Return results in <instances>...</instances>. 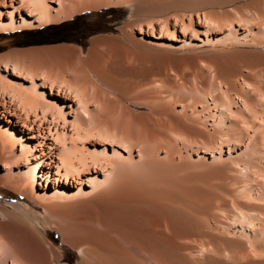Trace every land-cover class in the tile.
<instances>
[{"label":"bare ground","instance_id":"obj_1","mask_svg":"<svg viewBox=\"0 0 264 264\" xmlns=\"http://www.w3.org/2000/svg\"><path fill=\"white\" fill-rule=\"evenodd\" d=\"M146 1L148 0H22L21 3L28 8L26 12L29 18L20 17L16 26L11 20L9 28H39L58 24L78 13L127 2H133V19L120 28V36L94 38L84 58L81 57L78 48L68 45L15 51L14 53L34 54L22 57L19 54V60L11 57L9 53L1 55V93L19 101L23 109L28 107L35 116L38 117L41 113L44 120L49 111L56 110L58 112L56 115L62 118L65 128L66 114L63 108L68 106L49 98L42 90L49 88L52 93V86L58 79L61 85H57V93L59 91L61 93L62 88L67 86V90L81 110L85 112L90 101L96 104L98 106L96 109L99 110V104L101 106L107 104L109 97V92L105 88L110 89L114 86L113 83H116L112 67H105L99 59L101 51L105 48L106 51H118L123 54L127 61H132L130 67L133 68L137 65L135 62L149 61L148 66L146 64L142 67L139 73H135L134 70L126 73L132 80L137 78L145 86L141 87L143 89L138 87L142 91L140 95V90L138 91V98L136 96L137 100H133V104L146 106L155 113L156 109H159L154 104L158 97L157 90H153L155 87L151 89L150 84L152 78H158V44L144 41L143 38H134L126 28L136 26L141 30V22H146L147 27L151 28L150 36L156 38L152 26L155 20H159L158 13L162 16L181 11L182 17L187 14L188 22L185 23L184 17L175 16L174 22L180 28L183 37L176 41L180 46L175 47V44L168 43L159 49L179 58L187 57L191 65L194 58L215 63L216 76L221 78V85L215 87L220 94V100L218 102L211 99L214 111L211 117L217 127L214 135L217 137V149L221 158L218 170L220 182L216 183V186L206 182L208 186L206 193L204 192L205 202L203 205L200 203L199 208L195 206V209L191 204L192 208H186L176 200L178 195H175L181 192L176 193L175 190L179 188L175 181L177 188L172 185L175 190L171 186L173 191L168 187V196L170 191L176 193H173L172 198L165 197V192L163 195L165 198H160L158 185L146 190L145 180H150L155 167H158L155 165L158 163L156 153L159 145L167 146L168 142L169 146L173 138L168 137L170 141H167L165 137L163 140L161 136L158 137V132L154 130V126L156 128L158 125L156 121L155 123L151 121L152 125L154 123L152 128L145 129L139 126L137 119H133L136 125L132 120L131 122L128 119L130 121L128 122L126 118L134 116L132 113L122 117L123 120L126 119L128 126L132 125L131 127L138 133L128 132L131 139L128 137L126 139L129 145L124 142L125 149L118 150L120 147L118 146L117 149L113 148L111 154L106 148L93 151L97 158L92 159V155L89 154L91 155V158L88 157L89 160L92 159L90 161L79 152L80 158L77 159L80 166L77 167L72 160L80 149L76 151L77 146H71V150L68 147L62 150L65 157L63 154V158L61 157V167L65 169L61 177L66 179L65 185L56 178L52 188L45 185L40 189L42 185L39 178L50 181V172L44 171L48 164L36 154L37 149L30 147L29 141L26 142L29 136L23 140L22 131L0 121V166L5 167L4 173L0 174V186L9 188L27 200H32L44 212V216L39 217L21 204L7 208L0 199V264L59 262L62 258L61 251L50 243L46 228L58 231L62 243L79 253L80 260L77 264H264V0H174L173 4L165 0V6L163 9L160 8V12L159 6L155 5L156 2L153 3L155 6L150 4L147 6ZM53 2L57 3V8L49 5ZM192 16H195L197 23L192 21ZM153 19L155 20L152 21ZM176 24L173 25L171 35L175 33ZM253 24L260 27L256 29ZM233 25L236 28L232 27ZM162 27L166 28L167 23L164 22ZM223 27L227 28L225 29L227 34L224 38L214 41L218 34L223 33H220ZM216 30L220 32L217 33ZM199 33L205 37L203 41L197 39ZM194 40H198L200 44ZM246 40L252 41V44H248ZM30 57L31 63L25 64ZM233 61L237 64H233ZM10 72L19 78L29 76L30 85L10 77L8 75ZM38 76L39 80L53 79L55 83L52 80V86L38 85L35 82ZM232 78H235V82ZM181 79L186 81L184 75ZM79 82L90 86V89H86L82 84L75 85ZM135 83L133 80V84ZM97 85L101 88L99 89ZM139 98L144 101H139ZM120 111L123 112V109ZM122 112L123 115L125 112ZM51 113L52 120H56L55 114ZM89 113L86 111L85 115L89 116ZM122 117L120 115V119ZM74 123L78 124L74 125L75 131L76 128H83L81 121ZM70 124L69 126H72L73 123ZM131 127L130 130L134 132ZM171 128L174 131V127ZM173 131L171 134L175 136ZM189 131L193 138L205 136L203 132L194 128L191 130L189 128ZM74 135L77 136L76 132ZM56 138L59 141L63 136ZM61 140L63 142L65 138ZM24 142L26 143L23 144ZM14 146L21 147L20 155L15 153ZM224 151L227 152L226 157L223 156ZM30 156H34L31 157L33 162L29 161ZM19 159L23 161V170L16 165ZM11 168H17V172L14 173ZM81 177L88 180L89 190L84 189ZM70 178L73 181L69 183ZM165 182L167 185L160 190L168 191L165 187L172 183L170 179ZM186 184L192 186L193 183ZM196 185H193V189ZM36 186H39V189ZM188 200L191 202L193 199H187L186 202ZM190 205L186 203L187 207Z\"/></svg>","mask_w":264,"mask_h":264},{"label":"rangeland","instance_id":"obj_2","mask_svg":"<svg viewBox=\"0 0 264 264\" xmlns=\"http://www.w3.org/2000/svg\"><path fill=\"white\" fill-rule=\"evenodd\" d=\"M21 1L22 0H0V56L9 53V54H11V57H14L16 60L22 56H25V55H27V56L32 55L33 56L34 54L30 53V55H29V54H23V53H21V54L20 53H14L15 51L31 50L33 48H42V47H52L53 45H57V44H61V43L70 44V45L77 47L80 50L81 57L84 58V57H86V55L88 53V49L91 46L92 40L94 38L120 36V34H121L120 28L123 27L124 25H126L128 22H130L133 19V11H134L133 2H127V3H121L117 6L101 7V8L96 9V10H91V11L89 10L86 12L78 13L75 16H73L72 18H70L69 20L58 23V24L41 26L39 28H21V29H19V27L9 28L10 25H8V24L11 23L10 22L11 20L15 23L14 26H16L17 24H19L20 17L21 18L22 17L29 18V17H27L28 12H26L28 10V8H27V6L24 5V3H21ZM148 1H146L147 6H150V5L159 6L158 12L161 11L160 8L163 9V6H165V3H164L165 0H148ZM167 1L169 3L171 2L172 4L175 2L174 0H166L165 2H167ZM155 2H156V4L154 5L153 3H155ZM49 5L54 7V8L58 7L56 2L49 3ZM175 12L176 11H174L173 13L168 12L169 14H167V13H166V15L162 14V16H161V13L160 14L158 13V15H160V17L158 16L159 20H155V19L152 20V21L155 20L153 22L152 30L154 33L153 35L156 36V38H153L150 36L151 28H149V26L147 27L146 22H141V24H142L141 30L137 29L136 26H134V27L131 26V27L126 28V30L129 33H131L132 36H134V38H143L144 41H148V42L151 41V42H155L156 44H158V78H152L151 84H150L151 89H153V87H155V89H153V90H157L156 96H158L157 97L158 99L156 98V101L154 104L159 109L158 110L156 109L155 113H152L150 108H148L146 106H143V105L140 106V105H134L133 104V102H134L133 100H137V98H138V91L140 89H143L145 86H143L141 81H138L137 78H133L134 83L137 80V82L135 84H133L132 77L129 76L128 73H126V71L127 72L128 71L129 72L135 71V73H139L140 72L139 70H141L142 67H145L146 64L148 66L149 61L147 60L145 62H142V61L135 62L137 65L135 68H133L132 66L130 67V65L133 64L132 61L129 60L131 62V64H129L130 62L127 61L128 59L123 54H121L118 51L117 52L116 51H106L105 48H104V50L101 51V54H100L99 59H100L101 63L105 67H107V66H110V68L112 67L111 70L113 71L115 77L118 76V74L120 76L116 77L118 79H116L114 77V81L116 83H113V84H114L115 88H114V86L112 87L113 89L110 88L111 90L105 88V90L107 92H109L108 93L109 97L107 98V102H106L107 104H105L106 106L102 105L103 106L102 107L99 104V110H98V109H96V108H98V106L96 104L94 105L93 102H91V101L89 102V104L86 107V111L88 113L90 112L89 113L90 115L88 114L89 116H91L90 118H89V116L85 115L86 111L84 112L83 110H81V108H79L77 103L74 102L75 98H73L71 93L67 90L68 89L67 86H64L66 88H64V87L62 88L63 90L61 91V93H60V91L58 93L56 92L57 91L56 88H58V86L61 85V82L60 81L58 82V79L55 80L56 81V83H55L53 79H51V81L46 80V79H45V81L43 79L39 80L40 77L38 76L36 78L37 80H35V82L38 85H46V86L47 85L52 86V80L55 83V84L53 83L54 85L52 86V89H53L52 93L53 94L51 93L49 88H45L42 91H44L46 93V95H48L49 98L56 99L62 105L68 106V107L64 106V108H63V110L66 114V117H65L66 127L65 128L63 126L62 118H60L58 115H56V113H58L56 110L49 111L46 114V117L44 120V119H42L41 113L38 114V117L35 116V114L32 113V111L30 109H28V107L27 108L25 107L23 109V107L19 103V101H16V99H14L12 97L9 98V95H7L5 93H4V95H2L3 93H1L2 91L0 90V93H1L0 94V121L2 122V124H5V125L9 124L10 126L14 127L15 129L22 131L23 140H25V138L27 136H29V138L26 139V142L29 141L30 147L37 149L36 154H38L40 157H42L43 162L48 164L46 166V168H44V171L50 172V174H49L50 175V181L47 182L46 178H44V179L39 178L38 180H40V183L42 185V186H40V189H43L45 187V185L47 187L52 188L53 183L55 182L56 178L61 180L63 182L62 184L65 185L66 179L64 177H61L64 175V170H65L63 168V166L61 167V157L63 158V155H64L63 154L64 152H62V150L68 149V147L71 150L72 149L71 146H77L76 151L80 149V150H82V152L80 150L77 151L74 155V158L75 159H77V157L80 158L79 155H80V153H82L83 156L85 155L84 158H86V160H89L88 157H90L91 155H92V159L97 158L96 155H94L93 151H95V152L99 151V150L101 151V150H103V148H106L107 152H109L111 154V153H113V148L117 149L118 146H120L118 148V150L125 149L124 145L125 144L129 145L128 143H126L127 137H128V139H131V138H129L128 134L130 132L135 133V134L138 133V131H136L133 127H131L132 126L131 124H130L131 125L130 127L134 129V132L132 129L130 130V127L128 126L127 121L129 119L130 121L132 120L134 123V120L137 119L136 121H139L138 122V123H140L139 126L140 125L143 126L144 127V128L142 127L143 129L152 128V126H154V123L156 121V124H158V125L156 126V128L154 126V130L156 129L155 131L158 132V137L161 136L162 140L165 137V140H167V141H170L167 139L168 137L171 139L172 138L175 139V140L172 139L170 141L169 146H168V142L166 141L167 142L166 145L168 147L163 146V145L161 147V145H159V143H158L159 148H158V151L156 153V159L158 160V163L155 165L158 167L154 166L155 169H154V173L151 176V179L145 180L146 181L145 184H147L146 190L150 189L151 187H153L155 185H158V194H161L160 198H162V197L163 198H165V197H167V198L171 197L172 198L173 195L176 194L177 191H179L178 193L181 192V194H176L175 196H177V195H178V197L181 196L182 199L180 197L179 198L176 197V200L177 201L179 200V203L182 206L185 205L186 208H189V207L192 208V206H193L195 209V206L196 207L198 206L197 208H199V206H201L202 203L204 204L205 198H206V194H205L206 192L205 191H206V188L208 186V183H211L213 185L215 184V186H216L217 185L216 183L220 182L219 181L220 175H219L218 170H220L221 158L219 155L220 152L217 149V137H216V135H214V130H216L217 127L213 123V119L211 117V115L214 113V111H212V108H213L212 103L213 102L211 99H214L215 101H218V102L220 100L219 99L220 94L217 93V91L215 90L216 89L215 87L217 85H221L220 84L221 78H217V76H216L217 75V73H216L217 68L214 65L215 63L211 62L210 60H206V59L200 60L198 58L197 59L194 58V59H192L193 61H192V65H191L189 60L187 59V57H180L179 58L176 55L173 56L172 53H169L165 50L163 51L162 49H159V48L164 47L168 43L175 44V47L180 46V43H178L176 41H178V39H180V40L183 39V37L180 34V28L174 22V21H176L175 16H178L179 18L184 17L183 20L185 21L186 24L188 22V16L186 13H184V14H186V16L184 15L182 17L181 11H177L176 13ZM173 16H174V18H173ZM160 18H161V20H160ZM192 21L194 23H197V19L195 18V16H192ZM164 22L167 23L166 28L162 27ZM175 24H176L175 33H174V35H171V32L173 30V25H175ZM253 25L256 29L260 27L257 24H253ZM161 27H162V29H161ZM232 27L236 28L235 25H233ZM129 28H131L132 31L129 30ZM11 29H16V30L11 31ZM225 29H227V28L223 27V29H222L223 31L221 30V32H220V30H216V32L218 31L220 33H222V32L223 33L218 34L217 38H214V41L224 38V36L227 34V31H225ZM189 37L190 36H188V39H189ZM170 39H173V40H170ZM197 39H199L200 41H203L205 39V37L201 33H199ZM53 41H55V42L60 41V42L50 43ZM214 41H213V43H214ZM46 42H48V43H46ZM194 42H196L198 45L200 44V42H198V40H194ZM246 42L248 44H252V41H250V40H246ZM37 43H44V44L38 45ZM78 43H80V44H78ZM57 46H59V45H57ZM227 48H229V46ZM174 58H177L179 60L174 59ZM104 59H105V61H104ZM20 60L22 61V59H20ZM25 62H26L25 64H30L31 63V57L28 58ZM233 62H234L233 64H235V65L237 64V62L236 63H235V61H233ZM208 67L210 69L211 68L212 69L210 70ZM49 70H50V68H49ZM49 70H48V72H49ZM182 74L184 75V78H186V81H184V79H181V76H183ZM8 75H10V77H12V78H15L16 80L22 81L26 85H30L31 81L29 79L30 78L29 76H26V77L22 76L23 78L22 77L19 78L15 75L11 74V72ZM121 75H123V76H121ZM201 75H203V76H201ZM214 77H216V78H214ZM93 79H95L94 76H93ZM129 79H131V80L129 81ZM199 79H200V81H199ZM69 80H70V78L68 77V81ZM215 80H217V81H215ZM125 81L127 83H125ZM131 81H132V83H131ZM202 81H204V82H202ZM209 81L213 82L214 85H213V83H210V84H212V85H210L208 83ZM232 81L235 82V78H232ZM200 82H201V84H200ZM205 82H206V85H205ZM196 83H197V85H196ZM207 83L209 84V86ZM81 84L82 83H80V82H79V84L75 83V85H77V86H80ZM127 84H129V85H127ZM138 84L139 85L141 84V85L139 86ZM155 84H157V85H155ZM55 85H56V87H55ZM202 85H204V86H202ZM82 86L85 87L86 89H90V86L83 85V84H82ZM97 87H99V89L101 88L99 85H97ZM138 87L140 89H138ZM141 87H143V88H141ZM193 87H194V89H193ZM132 88L133 89L135 88V89L133 90ZM209 88H211V89L214 88V90H212L213 92ZM141 91L142 90H140L139 95H140ZM136 96H137V98H136ZM232 98H233V95H232ZM140 100L141 99L139 98V101ZM154 100H155V98H154ZM154 100H153V102H154ZM141 101H144V100H141ZM120 105H122V106H120ZM100 109H102V110H100ZM122 109H123V112H125L123 115L121 114L122 111H120ZM97 110L99 112H97ZM51 112H53V114H55L54 117H56L55 118L56 120H52L53 118H51V115H52ZM132 113L134 114V116L130 115ZM162 113H163V115H162ZM48 114H50V115H48ZM120 115H121V117L124 115H125L124 117H126V115H128V116L130 115V117H127L126 118L127 121H126V119L123 120L124 119L123 117L120 119ZM153 118H155V119H153ZM76 119H78V120H76ZM89 119L91 120V122H89ZM108 120H110V121H108ZM120 120H122V121H120ZM75 121H77V122L81 121L80 124H82V127H83V128H80L79 127L80 125L78 126L81 129L79 131L78 135H77V131L79 128L77 129L76 128L77 126H76L75 127L76 131L74 129V125L77 124V123H74ZM130 121H128V122H130ZM151 121L154 122L153 125H152ZM70 123L71 124L73 123L72 126H69ZM89 123H91V124H89ZM109 124L112 126H110ZM134 124L136 125V123H134ZM172 126L174 127L173 128L174 131L171 128ZM84 128L87 130H85ZM189 128H190V130L192 128L200 130L201 132H203L205 134V136L203 138H199V137L193 138V135H192V133H190ZM63 129H65V134H64L65 136L63 135ZM118 129H119V131H117ZM202 129H204V130H202ZM108 130H109V132L110 131L111 132L109 133ZM101 131H102V133L100 134ZM172 131L175 134V136H173V134H171ZM75 132H76V135L78 136V138H77V136L74 135ZM168 132H170V133H168ZM135 134H133V135L135 136ZM159 134H163V135H159ZM170 134H171V137H170ZM79 135H81L82 138ZM59 136H63V138H65V140L62 142L61 139H63V138H59ZM56 137H58L60 139L59 140L60 142L58 141V139ZM133 138H135V137H133ZM158 139H160V138H158ZM128 141H130V140H128ZM26 142H24L23 144H25ZM124 142H125V144H124ZM158 142H159V140H158ZM196 142H198V143H196ZM63 143L65 145H63ZM72 143H75V145H73ZM65 147H67V148H65ZM165 147H167L168 150L165 149ZM133 149H135V148H133ZM14 151L18 155H20V152H22L20 146H14ZM226 153L227 152H225V151L223 152L224 157H226V155H227ZM89 154H91V155L89 156ZM135 154H136V152H134V155ZM124 155H126V154L124 153ZM31 157H34V156H30L29 161L33 162V160H31ZM64 157H65V155H64ZM74 158H73L72 162L74 161V164L77 167L80 166V164L78 162L79 159H77V162H76V160ZM170 158H172V159H170ZM20 159H19V162L16 163V165H17V167L22 169L23 168V166H22L23 161ZM92 159H90V160H92ZM76 163H78V164H76ZM159 165H162V167ZM206 168H209V169H206ZM4 169H5V167L0 166V174L4 173V171H5ZM11 169L14 173L17 172V168H11ZM59 169H60V172H58ZM200 169H201V171H198ZM81 173H82V171H81ZM158 173H159V175H158ZM99 175H100V177H102L101 174H99ZM217 177H218V179H217ZM81 178H83L84 189L89 190L90 189L88 186L89 183L87 184L88 180L84 179V177H81ZM87 178H89V175ZM191 178H193V179H191ZM169 179L171 180L170 183H172V184L165 187V188H167L168 191H165V189L160 190L161 188H164V185H167L165 181H169ZM210 180L211 181L213 180V181L210 182ZM68 181L70 183V181L72 182L73 179L70 178V179H68ZM172 181L177 182V186H178L179 190L176 189L177 188V187H175L176 184H175V182L173 183ZM206 182H208V183H206ZM152 183L154 185H151ZM186 183H188V184L193 183V184H192V186L191 185L189 186ZM184 184L186 187L184 186ZM196 184L198 185L199 188L196 187L197 186ZM172 185L174 186V188L176 190L172 187ZM193 185H196L195 189H193L194 188ZM170 186L176 191V193L172 192L173 190L170 188ZM36 187H37V189H39V186H36ZM168 187H169V189L172 190V191H170L169 196H168V192H169ZM190 187H192V189H190ZM201 187H202V189H201ZM180 190H182V191H180ZM164 192L166 193L165 197L163 196V195H165ZM182 192H184L185 194L183 193V195H182ZM171 193H172V195H171ZM194 196H196V197H194ZM190 197H192V198H190ZM158 198H159V195H158ZM194 198H196V200ZM0 199L3 201L4 205L7 208H11L14 204H21L27 210L33 212L37 216H39V217L44 216L43 210L41 208H39L35 202H33L32 200H27L26 198L22 197L20 194H17L16 192L10 190L7 187L0 186ZM187 199H191V200L193 199L194 201L192 200L190 202L188 200V202H186ZM195 201H197V202H195ZM181 202L182 203L185 202V204H182ZM192 202H194L193 203L194 205L192 204ZM186 203H187V205L191 204L192 206L190 205L187 207ZM46 232H48L50 243L56 249H59L61 251V254H62L61 260L57 263H54V264H77L79 262V260H80L79 259V253L76 250H74V249H72V248H70V247H68L62 243L61 235L58 231L53 230L52 228H46Z\"/></svg>","mask_w":264,"mask_h":264},{"label":"crops","instance_id":"obj_3","mask_svg":"<svg viewBox=\"0 0 264 264\" xmlns=\"http://www.w3.org/2000/svg\"><path fill=\"white\" fill-rule=\"evenodd\" d=\"M57 45H68V46H72V47H75L73 45H70V44H64V43H61V44H57ZM57 45H53V46H57ZM77 48V47H76Z\"/></svg>","mask_w":264,"mask_h":264},{"label":"trees","instance_id":"obj_4","mask_svg":"<svg viewBox=\"0 0 264 264\" xmlns=\"http://www.w3.org/2000/svg\"><path fill=\"white\" fill-rule=\"evenodd\" d=\"M57 42H60V41H53V42H50V43H57ZM46 43H48V42H46ZM38 45H40V44H44V43H37ZM78 44H80V43H78Z\"/></svg>","mask_w":264,"mask_h":264}]
</instances>
